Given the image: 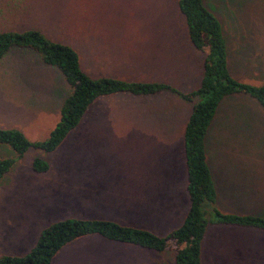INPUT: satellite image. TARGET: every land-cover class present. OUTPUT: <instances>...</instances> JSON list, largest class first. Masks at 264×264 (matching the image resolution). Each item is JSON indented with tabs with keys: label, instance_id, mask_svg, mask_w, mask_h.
<instances>
[{
	"label": "rangeland",
	"instance_id": "1",
	"mask_svg": "<svg viewBox=\"0 0 264 264\" xmlns=\"http://www.w3.org/2000/svg\"><path fill=\"white\" fill-rule=\"evenodd\" d=\"M202 2L221 26L229 77L264 84V0ZM27 29L73 49L90 78L164 83L184 94L202 77L204 54L188 40L177 0H0V32ZM69 92L34 52L11 49L0 61V128L44 140ZM191 106L168 93L99 97L53 152L17 157L0 146V159L14 160L0 180V256L25 255L43 228L65 219L112 221L156 236L180 226L188 208L182 133ZM208 129L205 141L216 134L215 148L235 172L213 184V207L264 217V113L234 94L220 101ZM35 157L46 172L31 171ZM67 248L51 264H174L172 251L98 236ZM200 260L264 264V232L208 225Z\"/></svg>",
	"mask_w": 264,
	"mask_h": 264
},
{
	"label": "trees",
	"instance_id": "2",
	"mask_svg": "<svg viewBox=\"0 0 264 264\" xmlns=\"http://www.w3.org/2000/svg\"><path fill=\"white\" fill-rule=\"evenodd\" d=\"M202 1L177 0L188 40L195 50L204 54L199 85L184 94L164 83L90 78L81 70L77 54L69 46L53 42L34 29L0 32V61L11 49L30 50L44 65L55 69L70 89L59 107L56 123L44 140L29 141L16 129L0 128V146L7 147L17 157L29 149L53 152L99 97L115 94L148 97L168 93L192 104L182 133L188 208L180 226L164 236H156L147 230L112 221L65 219L43 228L25 255H2L0 264H51L63 247L89 236L155 252L169 250L174 253V264H201L200 244L208 225L223 224L264 232V217L222 214L213 207L215 190L204 156L208 126L220 101L234 94L252 98L264 113V84H242L229 77L221 26ZM13 164L11 158L0 159V180ZM47 169L48 164L41 158L32 160V172L38 174Z\"/></svg>",
	"mask_w": 264,
	"mask_h": 264
},
{
	"label": "crops",
	"instance_id": "3",
	"mask_svg": "<svg viewBox=\"0 0 264 264\" xmlns=\"http://www.w3.org/2000/svg\"><path fill=\"white\" fill-rule=\"evenodd\" d=\"M213 119H212V121H213ZM212 121H211V123H212ZM209 126H208V128H209ZM215 135L216 134H214L210 137L208 135V137L210 139H208L207 141H205V138H204V146H205V152H204L205 155L204 156H205V162H206V165L209 169V172L211 175V180H212L213 184L220 186L224 180L228 179L229 177L231 179L233 176H235V172H233L228 167V166L232 165V161L229 159V157L226 156L225 154H223L222 151L216 150V148H215L216 146L214 145L215 141H216ZM156 136H158L157 133H156ZM185 186H186V184H183V186H182V194L184 196V199H186V196H187ZM215 197H216V191H215ZM72 243L63 247L59 252L63 253L65 251L70 250L69 248H67V246H70Z\"/></svg>",
	"mask_w": 264,
	"mask_h": 264
}]
</instances>
